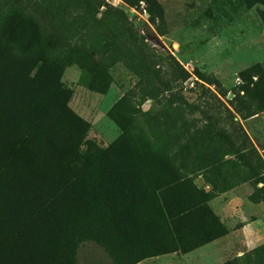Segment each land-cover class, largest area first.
I'll return each mask as SVG.
<instances>
[{"label": "rangeland", "instance_id": "obj_1", "mask_svg": "<svg viewBox=\"0 0 264 264\" xmlns=\"http://www.w3.org/2000/svg\"><path fill=\"white\" fill-rule=\"evenodd\" d=\"M53 2L0 0V35L14 11L52 35L0 42L27 79L22 92L0 80V264H264V0H96L88 31L70 0ZM106 164L137 181L123 197L135 198L131 244L89 193ZM227 192L241 195L222 224L239 231L230 256L210 242L178 250L215 225L197 214L171 227L161 202L210 211Z\"/></svg>", "mask_w": 264, "mask_h": 264}, {"label": "trees", "instance_id": "obj_2", "mask_svg": "<svg viewBox=\"0 0 264 264\" xmlns=\"http://www.w3.org/2000/svg\"><path fill=\"white\" fill-rule=\"evenodd\" d=\"M40 1L45 2V0H35V5H38ZM50 1V0H49ZM53 4L51 5L52 9L55 8V11L58 10L59 8H61L62 3L66 2V0H53ZM145 1H150V0H145ZM71 4L67 5L68 7H71L72 10L77 11L72 17H71V23L78 25L80 28H82L85 31H88V29L90 30L92 27V19H88V16H92L94 15V12L98 6V3L96 2V0H70ZM41 6V5H40ZM39 6V7H40ZM41 13H45L44 10L41 11ZM22 13H19V11H14L12 17L10 18L11 23L9 24L10 29H6V31L4 33H6L7 37H3V34L0 35V42L3 40H10L13 39L18 46L23 49V50H27L29 49L31 46L36 45L38 42H40V38H42L43 41H47L49 42L50 39H52V35H50L45 31L46 28L43 27L40 31V28L38 26V23L36 22V17H34V19L32 17L26 16V17H22L23 15H19ZM40 14V13H39ZM44 18V16H43ZM45 33L42 35L41 33L44 32ZM5 38V39H4ZM98 66V65H97ZM96 66V67H97ZM100 69V66L98 67ZM7 70V74L5 75V71ZM103 70V69H101ZM23 70L16 72L14 70V68L12 67V65L8 62V61H4L0 58V80L2 78H4V84L6 86V84L9 82V85H15L17 90H19L20 92H22L24 90L23 85L26 82V77L24 73H21ZM42 78L44 80L43 76H40L39 79ZM36 79L38 78H33L32 80L36 81ZM40 79V80H42ZM11 82V83H10ZM42 82V81H41ZM45 82V81H44ZM21 94V93H20ZM22 95V94H21ZM14 139H18L17 137H14ZM202 144H204L202 142ZM208 144V141H207ZM206 145V144H204ZM202 149L206 150L205 147L202 146ZM177 156L173 155L172 157L170 156H165V161L167 163L170 164H175L174 160H176ZM208 157H205V159H207ZM208 160V159H207ZM121 161H114V163L117 165H120ZM208 163H204L202 165V167H206L209 165H212L213 163H210L209 165H206ZM110 165L106 164V166L100 168V177L99 179H101L100 184L96 185V187H92V189L89 191L91 196H94L93 194H95L94 197L97 196L98 202L100 203V201L105 200V206L107 207V215L109 216L110 221L114 224V227H116L117 225L120 226V230L123 233H120V238L122 237V239L120 240L122 242V240L124 241H131L129 244L133 243L135 240H131L134 238V236L131 233H134L137 230V222H136V217L134 215V212L132 210V206L134 203L133 201H135L134 196H131L132 194H134V190H135V185L132 184L137 182L136 179H134V181H127L129 180V176L127 177L126 174H128V172L126 171V169H122L119 170V168H117L118 171L115 172H111L110 167H108ZM199 167V165H198ZM181 167L178 165V167H175L174 169L178 172L179 169ZM201 168V167H199ZM204 169V168H201ZM136 174V173H135ZM137 178V177H136ZM176 181H172V184H174ZM241 182H245L244 180H242ZM136 184V183H135ZM63 189V188H62ZM64 189H68L64 188ZM229 189H223L221 192H226ZM56 193L51 194L50 195V199L45 201L44 203H39L38 201L34 204L33 207V212L31 213L32 216L34 215V209L36 208V210H38V213L40 214H44L47 215L49 209H50V202L55 200L57 194L59 191H55ZM136 192V190H135ZM67 193V192H66ZM93 193V194H92ZM131 194L128 195V203H125L126 199L124 200V196H126L127 194ZM26 197L28 194H25ZM67 195H65L66 197ZM157 196V195H156ZM152 197H155L154 194H152ZM38 199V198H35ZM40 199V198H39ZM117 199L124 200L121 204L120 207L117 205ZM207 200H205L203 202V206L199 207V206H195V207H188V206H183L180 207V209H177V211L172 212L171 210H169L167 208L170 199L165 203V202H161V208L164 211V215L165 218L168 221V224L173 227V222L177 219H182V221L185 220V223L183 224L185 226V228L187 227L188 222H186V217L189 215H197V214H202L203 217L206 219L208 216V218L211 219L208 220L210 221L211 227L212 224L215 225V229L216 232L212 233V235H202V236H194V240H197V243L194 245H189L186 246L184 248H179L178 250H180L182 253H186L190 250H193L194 248L204 244V243H209L212 240L224 235L227 233L226 229L223 227V225L220 223V221L218 220V218L209 211V209L207 208V206L205 205V202ZM253 201V200H251ZM29 199H27L25 201V203H29ZM35 202V201H34ZM39 203V204H38ZM112 206L114 207V210H112ZM200 208V209H199ZM204 214H203V212ZM208 212V213H207ZM30 214V215H31ZM202 217V218H203ZM29 220V219H27ZM209 224V225H210ZM211 230V228L208 230V232ZM178 240L177 237H174ZM198 238V239H197ZM164 253H167L164 252ZM227 264V263H226Z\"/></svg>", "mask_w": 264, "mask_h": 264}, {"label": "crops", "instance_id": "obj_3", "mask_svg": "<svg viewBox=\"0 0 264 264\" xmlns=\"http://www.w3.org/2000/svg\"><path fill=\"white\" fill-rule=\"evenodd\" d=\"M223 197H216L210 201V208L211 212L218 218L221 224H224L225 216L227 215V210L230 208L231 202L234 203L235 199L240 201L241 200V195L236 194V193H230L227 192L226 194L222 195ZM224 196L229 198L230 200H226L224 202ZM248 201V200H247ZM249 202V201H248ZM250 203V202H249ZM236 234L238 236L239 231H228L226 234L212 240L210 243L211 244H218L219 249L218 252L215 253L217 254L216 259L217 261H223L225 260L224 257L230 256L231 249L233 250L235 245L231 241H233V236Z\"/></svg>", "mask_w": 264, "mask_h": 264}, {"label": "water", "instance_id": "obj_4", "mask_svg": "<svg viewBox=\"0 0 264 264\" xmlns=\"http://www.w3.org/2000/svg\"><path fill=\"white\" fill-rule=\"evenodd\" d=\"M147 40L149 41L152 46L160 49V50H165L164 46L154 37H148Z\"/></svg>", "mask_w": 264, "mask_h": 264}]
</instances>
